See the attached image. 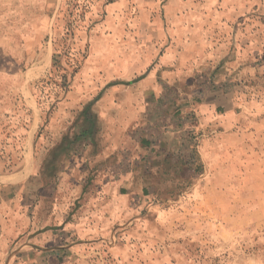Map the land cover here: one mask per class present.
Here are the masks:
<instances>
[{"label": "rangeland", "instance_id": "obj_1", "mask_svg": "<svg viewBox=\"0 0 264 264\" xmlns=\"http://www.w3.org/2000/svg\"><path fill=\"white\" fill-rule=\"evenodd\" d=\"M262 25L264 0H0V264H264Z\"/></svg>", "mask_w": 264, "mask_h": 264}, {"label": "crops", "instance_id": "obj_2", "mask_svg": "<svg viewBox=\"0 0 264 264\" xmlns=\"http://www.w3.org/2000/svg\"><path fill=\"white\" fill-rule=\"evenodd\" d=\"M239 10H242L244 8H246V6L244 7L243 3H239V5H236L235 7H231L232 8H238ZM196 28L198 31H196ZM241 33V32H240ZM247 33V32H246ZM254 34L252 35L253 38V42H254V46H255V50L257 52H262L264 51V25H262V28L254 31ZM198 34L197 38L195 37V73L198 75V71L200 68H202L203 66H207V69H209L211 66H214V64L216 63L215 59L216 58V54L215 51L211 50V48H209V43L208 41H206L207 43L203 42L201 43L200 41V35H203L204 38H207L208 36H211L210 31H200L199 26H195V36ZM255 51V52H256ZM232 57H234L235 55V51H233L232 53ZM214 61L212 62L211 60ZM164 60V59H162ZM162 60H161V64H162ZM227 65L231 66V63H227ZM199 80L197 79V77L195 76V84H198ZM184 109L185 110H194V111H199L200 108H204V106H201V104L193 102V104L190 105H184ZM189 107V108H188ZM201 109V111H202ZM186 129V128H185ZM100 143V142H99ZM139 150H142L143 145L141 146V144H137ZM99 148H101V146H99ZM89 150H87V154L89 155V153L92 151V148H88ZM13 190V186H5L4 188H0V218H1V214L3 213V209H4V204L6 200L12 201L13 197H12V191ZM3 192V195H1V193ZM3 201V202H2ZM1 202L3 204H1ZM1 224V223H0ZM15 229V228H14ZM26 229H30V225H28V227ZM2 242L0 241V247H1Z\"/></svg>", "mask_w": 264, "mask_h": 264}, {"label": "trees", "instance_id": "obj_3", "mask_svg": "<svg viewBox=\"0 0 264 264\" xmlns=\"http://www.w3.org/2000/svg\"><path fill=\"white\" fill-rule=\"evenodd\" d=\"M55 52L57 53L58 50L55 49ZM50 79L56 78L55 80L61 79V80H65L68 77V73L63 70V69H59L58 71L54 72L51 71L50 72ZM41 82H45L43 81H39V83ZM116 84H125V83H116ZM135 84V83H134ZM39 84H37L38 86ZM58 84H56L57 86ZM101 97L98 96L95 100H93L92 102H90L84 109L83 111V115L85 117V119L87 120V123L89 124V128L87 131V138L85 141V146H89L92 148H97L96 153H94L95 155L100 153V148H99V138L97 137L96 134V116L92 113L91 109L92 106L100 99ZM144 144L143 146H146L147 148L151 146V143H149L148 141L143 140ZM162 146V143H161Z\"/></svg>", "mask_w": 264, "mask_h": 264}]
</instances>
